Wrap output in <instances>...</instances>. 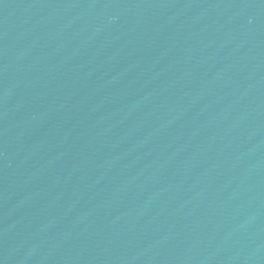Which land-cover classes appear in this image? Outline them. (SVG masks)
Listing matches in <instances>:
<instances>
[{
    "label": "water",
    "instance_id": "obj_1",
    "mask_svg": "<svg viewBox=\"0 0 264 264\" xmlns=\"http://www.w3.org/2000/svg\"><path fill=\"white\" fill-rule=\"evenodd\" d=\"M0 264H264V0H0Z\"/></svg>",
    "mask_w": 264,
    "mask_h": 264
}]
</instances>
